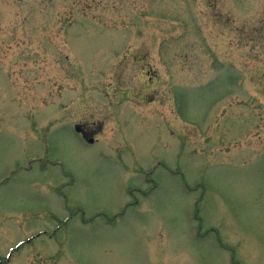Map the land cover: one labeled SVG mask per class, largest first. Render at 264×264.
Returning <instances> with one entry per match:
<instances>
[{
	"label": "rangeland",
	"instance_id": "374dc122",
	"mask_svg": "<svg viewBox=\"0 0 264 264\" xmlns=\"http://www.w3.org/2000/svg\"><path fill=\"white\" fill-rule=\"evenodd\" d=\"M0 264H264V0H0Z\"/></svg>",
	"mask_w": 264,
	"mask_h": 264
},
{
	"label": "flooded vegetation",
	"instance_id": "af4514ba",
	"mask_svg": "<svg viewBox=\"0 0 264 264\" xmlns=\"http://www.w3.org/2000/svg\"><path fill=\"white\" fill-rule=\"evenodd\" d=\"M94 134H96V129L94 127L85 125L81 126V132L79 133V135H81L85 141L88 142V140L93 138Z\"/></svg>",
	"mask_w": 264,
	"mask_h": 264
},
{
	"label": "water",
	"instance_id": "95a60500",
	"mask_svg": "<svg viewBox=\"0 0 264 264\" xmlns=\"http://www.w3.org/2000/svg\"><path fill=\"white\" fill-rule=\"evenodd\" d=\"M76 130L80 132L81 131V128L79 126H77L76 127ZM89 142H93V139H90Z\"/></svg>",
	"mask_w": 264,
	"mask_h": 264
}]
</instances>
